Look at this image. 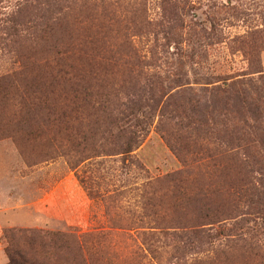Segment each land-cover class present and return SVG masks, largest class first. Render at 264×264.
<instances>
[{
  "label": "trees",
  "instance_id": "1",
  "mask_svg": "<svg viewBox=\"0 0 264 264\" xmlns=\"http://www.w3.org/2000/svg\"><path fill=\"white\" fill-rule=\"evenodd\" d=\"M185 3L163 0L158 31L147 0H28L8 20L6 44L19 67L0 76V130L22 132L25 140L60 136L83 162L98 150L90 142L98 135L119 148L115 154H131L158 115L157 131L183 168L141 185L152 195L147 217L158 225L170 212L200 209L187 226L145 233L151 257L159 262L157 242L164 241L177 264H231L235 245L264 264V71L256 52L262 31L252 38L251 73L217 77L202 94L180 79L166 83L153 73L155 56L143 57L132 37L211 38L182 19ZM218 201L223 219L213 214ZM3 240L8 264H96L102 236L13 228Z\"/></svg>",
  "mask_w": 264,
  "mask_h": 264
},
{
  "label": "rangeland",
  "instance_id": "2",
  "mask_svg": "<svg viewBox=\"0 0 264 264\" xmlns=\"http://www.w3.org/2000/svg\"><path fill=\"white\" fill-rule=\"evenodd\" d=\"M27 1L0 0V76L19 67L6 44V31L9 18ZM181 1H186L182 19L197 22L211 33V38L185 35L168 40L160 35L155 41L154 37H132L130 33L133 46L143 57L155 56L153 73L162 75L166 83L180 79L202 94L203 87H210L208 83H215L217 77L252 72V38L259 31L256 52L264 71V0ZM122 8L126 15L128 9ZM147 15L160 31L157 22L163 20V0H147ZM259 75L248 76L257 79ZM131 91L136 93V88ZM262 117L264 120V114ZM158 123L156 115L142 135L141 145L128 155L115 154L113 151L119 148L98 135L90 141L98 150L88 153L89 159L83 162L74 152H66L60 136L25 140L22 132L0 130V264L9 262L3 234L13 228L99 233L102 243L96 264H177L171 242H157L161 254L158 262L147 250L144 235L158 225L187 226L192 218L199 217L200 207L187 213L170 212L158 225L147 217L152 195L143 193L141 185L183 168L157 131ZM222 204L218 201L213 207V214L220 219L223 211L218 205ZM240 249L232 245L231 264H260L242 256Z\"/></svg>",
  "mask_w": 264,
  "mask_h": 264
}]
</instances>
